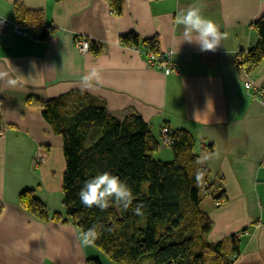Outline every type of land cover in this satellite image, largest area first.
Instances as JSON below:
<instances>
[{
  "label": "crops",
  "instance_id": "1",
  "mask_svg": "<svg viewBox=\"0 0 264 264\" xmlns=\"http://www.w3.org/2000/svg\"><path fill=\"white\" fill-rule=\"evenodd\" d=\"M16 3L42 9L54 26L47 40L19 25ZM189 5H202L226 34L214 52L180 42L184 29L175 18ZM0 15L24 31L11 25L0 31V264H86L93 257L70 221H43L18 200L22 190L33 189L49 214L63 212L62 139L29 102L72 92L102 100L118 118L138 114L157 139L163 126L189 131L197 160L210 157L199 164L200 207L212 222L208 240L235 235L233 264H264V102L245 88L247 81L264 85V59L252 70L237 62L257 42L253 24L264 15V0H123L120 14L107 0H0ZM129 32L139 37L141 51L121 42ZM80 37L90 41L83 53L75 46ZM150 38L155 51L173 52L176 72L147 66L141 40ZM93 70L100 80L84 89Z\"/></svg>",
  "mask_w": 264,
  "mask_h": 264
},
{
  "label": "trees",
  "instance_id": "2",
  "mask_svg": "<svg viewBox=\"0 0 264 264\" xmlns=\"http://www.w3.org/2000/svg\"><path fill=\"white\" fill-rule=\"evenodd\" d=\"M114 14L122 12L123 0H107ZM14 16L19 25L32 27L33 37L45 41L54 30L45 23L42 9L26 8L16 3ZM257 42L242 50L237 62L252 70L264 59V15L254 22ZM28 29V28H27ZM121 42L140 44L134 32L121 36ZM156 39L141 40V45L155 51ZM94 53L100 51L92 44ZM42 109L44 120L62 139L64 172L62 175L63 212L46 211L33 189L19 193V203L43 221H70L81 234L94 224L104 230L93 246L118 264H233L239 253L235 235L228 240L210 242L211 218L201 210L202 185L196 176L203 168L193 150L194 137L185 129L170 130L172 160L154 159L161 138L138 114L121 118L109 113L102 100L72 92L44 101H30ZM118 176L131 189L132 206L123 210L112 202L108 209L86 208L79 192L86 180L100 173ZM224 191L214 195L217 203ZM142 204V215L133 209ZM112 231H107V229ZM86 264H102L88 258Z\"/></svg>",
  "mask_w": 264,
  "mask_h": 264
},
{
  "label": "clouds",
  "instance_id": "3",
  "mask_svg": "<svg viewBox=\"0 0 264 264\" xmlns=\"http://www.w3.org/2000/svg\"><path fill=\"white\" fill-rule=\"evenodd\" d=\"M175 24L183 26V34L180 42L198 45L201 52L215 51L226 39V34L222 33L216 23L203 15L202 5H189L182 10L175 18ZM2 75V74H0ZM95 79L100 80V74L93 70L84 77V89H91V82ZM14 84L13 81H9ZM210 157L203 156L197 162L205 164ZM197 182L202 181V176H196ZM81 203L86 208L97 207L101 211L109 208L112 202L118 204L123 210L127 211L133 204L134 195L127 184L122 182L118 176L108 172L100 173L86 180L79 192ZM142 204H137L133 209L134 214L142 215ZM103 225L94 224L86 230H82L79 240L82 246H91L99 239ZM112 231V229H107Z\"/></svg>",
  "mask_w": 264,
  "mask_h": 264
},
{
  "label": "built area",
  "instance_id": "4",
  "mask_svg": "<svg viewBox=\"0 0 264 264\" xmlns=\"http://www.w3.org/2000/svg\"><path fill=\"white\" fill-rule=\"evenodd\" d=\"M13 26L16 31L24 33L23 29L14 21L0 15V31L6 29L7 26ZM75 46L78 52L83 53L90 49V41L84 37L77 38L75 40ZM136 47V45H132ZM140 48V47H139ZM138 49L141 51V49ZM143 54L146 58V63L148 67L160 70L164 74L168 75L177 71L176 63L173 57V52L171 50L167 51H154L151 49H143ZM246 90H251L252 95L258 98L261 102H264V85L254 86L252 82H245ZM161 143L168 145L170 144V139L167 136V127L163 126L161 128Z\"/></svg>",
  "mask_w": 264,
  "mask_h": 264
},
{
  "label": "rangeland",
  "instance_id": "5",
  "mask_svg": "<svg viewBox=\"0 0 264 264\" xmlns=\"http://www.w3.org/2000/svg\"><path fill=\"white\" fill-rule=\"evenodd\" d=\"M2 6V4H1ZM4 7V6H3ZM155 133V132H154ZM154 159H160L162 161H166V162H169L172 160V151H171V148L170 146H163L161 147L159 150H157L156 152H154V155H153ZM211 194H216V191L213 190L211 192ZM62 191L59 193V199H58V202L61 204L58 203V207H63L62 205ZM207 198V203L210 202L211 200V196H206ZM63 210V208L61 209ZM91 247L93 248L92 252V256L93 258H99V260L102 262V264H118V263H115L114 261L110 260L107 255L102 251L100 250L99 248L91 245Z\"/></svg>",
  "mask_w": 264,
  "mask_h": 264
}]
</instances>
